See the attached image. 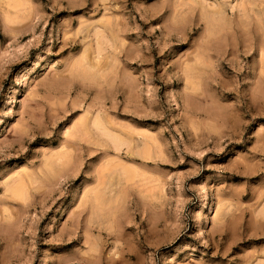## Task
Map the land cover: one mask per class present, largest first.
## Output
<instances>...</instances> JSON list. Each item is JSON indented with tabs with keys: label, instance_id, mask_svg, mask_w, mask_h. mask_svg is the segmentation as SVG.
I'll return each mask as SVG.
<instances>
[{
	"label": "rangeland",
	"instance_id": "rangeland-1",
	"mask_svg": "<svg viewBox=\"0 0 264 264\" xmlns=\"http://www.w3.org/2000/svg\"><path fill=\"white\" fill-rule=\"evenodd\" d=\"M0 264H264V0H0Z\"/></svg>",
	"mask_w": 264,
	"mask_h": 264
},
{
	"label": "bare ground",
	"instance_id": "bare-ground-1",
	"mask_svg": "<svg viewBox=\"0 0 264 264\" xmlns=\"http://www.w3.org/2000/svg\"><path fill=\"white\" fill-rule=\"evenodd\" d=\"M222 24H223V23H222ZM215 25H216V24H215ZM217 27H218V26H217ZM187 71H188V70H187ZM185 72H186V70H185ZM190 74H191V73H190ZM95 122H97V121H95ZM93 123H94V122H93ZM98 123H99V122H98ZM98 123H97V124H98ZM99 124H100V123H99ZM95 125H96V124H95ZM97 126H98V125H97ZM99 126H100V125H99ZM99 126H98V127H99ZM103 128H104V126H103ZM98 130H99V129H98ZM103 130H104V129H103ZM104 131H105V130H104ZM117 137H118V136H117Z\"/></svg>",
	"mask_w": 264,
	"mask_h": 264
}]
</instances>
